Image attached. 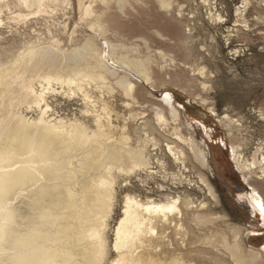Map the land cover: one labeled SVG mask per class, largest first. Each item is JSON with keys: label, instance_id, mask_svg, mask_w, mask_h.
<instances>
[{"label": "bare ground", "instance_id": "bare-ground-1", "mask_svg": "<svg viewBox=\"0 0 264 264\" xmlns=\"http://www.w3.org/2000/svg\"><path fill=\"white\" fill-rule=\"evenodd\" d=\"M73 3L88 33L28 35L0 61V264H263L264 243L247 247L246 229L212 211L220 203L204 173L209 152L173 94L154 99L147 90L183 88L173 71L184 72L186 56L174 51L190 27H182L181 10L174 14L178 0H0V12L12 6L10 20L27 25ZM61 25L67 32L68 23ZM191 71L186 81L205 92L210 73ZM206 95L192 97L213 115ZM57 96L78 99L81 118L52 117L48 100ZM238 121L218 118L251 188L243 196L264 226V145L245 158ZM126 187L108 245L116 197Z\"/></svg>", "mask_w": 264, "mask_h": 264}, {"label": "rangeland", "instance_id": "rangeland-1", "mask_svg": "<svg viewBox=\"0 0 264 264\" xmlns=\"http://www.w3.org/2000/svg\"><path fill=\"white\" fill-rule=\"evenodd\" d=\"M178 2L180 6L175 7V12L176 9L181 10L184 20L182 27L185 25H188L187 28L190 27L189 37L185 42L180 43L174 51V55L178 59L186 56L183 61L185 65L182 66V62L179 63L184 72L173 71L179 80L178 86L183 88L168 85L162 89L163 92L147 90L154 99H159L162 93L173 94L175 104L181 109L184 120L190 125L194 139L198 143H203L204 147L208 149L209 169L204 173L213 186L220 203L212 211L225 214L228 221L230 220L229 223L246 229L242 237L247 247L261 249L264 243V226H261L260 218L251 213L247 200L243 196L246 193L249 194L251 188L242 180L229 156V138L226 136L224 127L218 123V118L228 114L232 119L239 120L237 132L240 131V136L237 132L236 135L239 136V139L243 140L244 138L243 154L245 158H250V154L258 144L264 145V0H248L247 7L246 5L243 7V0H208V3L202 2V0H178ZM9 7L11 11L2 8L0 12L2 19L0 24V61L8 59L10 54L20 49L23 40L25 41L37 33L46 32L47 29L53 33L55 31L56 35L59 34L58 36H61L63 40H67L69 30L73 27H77L74 29L77 32V35L74 32L76 37L86 32V29L77 21L78 16L74 3L71 11L59 10L54 12L51 17H45V20L38 18V21L30 22L27 25L11 21V12L14 9L12 6ZM236 9L239 10L238 13ZM174 14L178 16L177 12ZM216 14L220 15V20L214 16ZM237 16L241 18H237ZM138 17L142 18V16ZM243 18L246 24L241 22ZM65 22L68 23L67 32L61 30V24ZM187 28L185 29L187 30ZM78 30L81 32L80 34ZM28 35L30 37L27 38ZM189 65L192 67L189 68ZM197 66H204L210 73L206 84V86L208 85L206 93L204 89L201 90L200 86L198 87L197 83L186 81L192 77L191 69H195ZM195 73L196 71H194ZM194 93L195 96L201 93L202 95L207 94L206 96L213 105V115L196 104L193 100ZM48 102L53 109L50 112L52 117L81 118L82 105L78 99L57 96L50 98ZM25 113L27 117H36V112L27 111ZM208 135L210 139L207 137ZM259 175V171H257L255 177ZM260 181L264 185V179ZM130 182L137 190V178H130ZM168 184V182H163L164 186H170ZM150 185L155 187L152 183ZM186 190L192 199H202V195L196 190ZM130 191V187L122 188L116 197L114 211L107 230L108 245L111 243L112 228L119 215L121 198L125 192ZM138 193L142 195L143 191L140 189ZM156 196L158 195L155 194V198ZM112 258L113 255L110 252L107 260Z\"/></svg>", "mask_w": 264, "mask_h": 264}]
</instances>
